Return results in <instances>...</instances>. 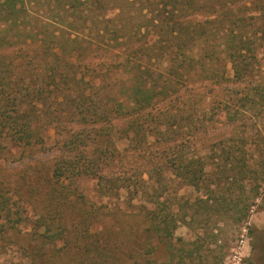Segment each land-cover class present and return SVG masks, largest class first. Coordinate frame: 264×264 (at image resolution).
I'll use <instances>...</instances> for the list:
<instances>
[{"label":"trees","instance_id":"obj_1","mask_svg":"<svg viewBox=\"0 0 264 264\" xmlns=\"http://www.w3.org/2000/svg\"><path fill=\"white\" fill-rule=\"evenodd\" d=\"M37 1L0 0V157L21 160L0 168V247L18 264H187L180 225L215 242L220 222L248 225L264 0H44L56 19Z\"/></svg>","mask_w":264,"mask_h":264},{"label":"rangeland","instance_id":"obj_2","mask_svg":"<svg viewBox=\"0 0 264 264\" xmlns=\"http://www.w3.org/2000/svg\"><path fill=\"white\" fill-rule=\"evenodd\" d=\"M35 7L45 16L56 19V13L54 15L49 11L46 1L38 0ZM140 18L142 16L136 17L135 21ZM20 167L21 160L18 155L5 154L0 157V168H3L10 178L15 176ZM80 187L85 189L90 197L97 198L92 181H82ZM24 215L26 216L27 212ZM219 226L221 231L218 233L217 242L212 237L198 238L197 231L188 226L178 227L176 235L183 237L185 247L194 251V258L189 255L186 257L187 264H264V207L255 209L248 225L240 229L230 220L226 223L220 222ZM11 246L8 244L6 248L0 247V264L26 262L20 252Z\"/></svg>","mask_w":264,"mask_h":264}]
</instances>
